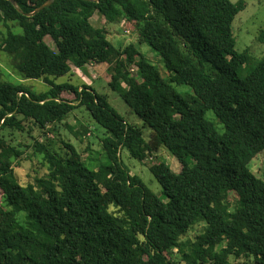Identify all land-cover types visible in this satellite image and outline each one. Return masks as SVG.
Listing matches in <instances>:
<instances>
[{
  "label": "trees",
  "instance_id": "1",
  "mask_svg": "<svg viewBox=\"0 0 264 264\" xmlns=\"http://www.w3.org/2000/svg\"><path fill=\"white\" fill-rule=\"evenodd\" d=\"M13 1L0 0V21L15 22L22 33L8 28L0 48L23 78L50 87L37 92L0 70V264H231V257L264 264V178L250 169L264 150V55L253 60L235 47L232 24L245 1L54 0L33 15L48 0ZM95 13L134 24L168 77L134 43L113 44L91 23ZM70 63L107 64L109 84H126L122 96L149 135L91 85L49 79L74 75ZM81 106L111 135L95 169L60 132ZM28 122L43 137L31 148L47 172L20 184L13 166L23 151L4 131H24ZM123 148L148 165L163 199L125 167ZM161 148L180 172L147 161ZM198 223L194 239L182 240Z\"/></svg>",
  "mask_w": 264,
  "mask_h": 264
},
{
  "label": "rangeland",
  "instance_id": "2",
  "mask_svg": "<svg viewBox=\"0 0 264 264\" xmlns=\"http://www.w3.org/2000/svg\"><path fill=\"white\" fill-rule=\"evenodd\" d=\"M230 1L236 2L237 0ZM244 1L245 8L237 14L232 24L233 34L236 37L235 47L238 51L248 49L252 59L256 60L264 55V41L260 40L261 32L264 30V0ZM92 23L96 27H104L108 39L118 47L123 48L130 43H134L151 62L159 66L162 76L168 77L165 69L162 67L160 56L146 43H139L137 30L134 27V24L127 22L124 18L110 22L98 13L95 14ZM8 28L15 33H22L21 27L15 22H8L7 25H5L0 21V42L2 37L6 35ZM45 41L51 47H54L49 36L45 37ZM70 66L75 69V66L72 63H70ZM78 69L79 70H75L77 73L73 72L74 75L72 76L65 75L56 78L51 76L49 79L55 83L70 82L75 85H91L98 92L108 95L112 106L127 122L142 126L145 137L149 135L151 131L149 126L145 125L135 114L129 111L128 105L122 96L124 91L123 88H126V84L120 82L121 86L115 84L114 87L109 84L111 80L107 64H88L86 68ZM0 70L3 71L4 78L12 82H22L24 85L37 92L47 90L50 87V84L42 78H23L16 68V62L1 48ZM241 74H243V72H241ZM173 87L182 95L192 93L190 87L186 85L173 84ZM205 117L214 124L219 132L222 131V125L217 122L211 111H207ZM64 123L68 124L69 127L64 124L60 126L62 138L64 141L69 142L75 147L80 153L83 161L86 163V166L95 169L105 162L101 143L111 135L105 128L90 117L88 111L84 107L81 106L75 109L64 120ZM27 125L28 126L24 131H4V136L8 142L23 151L22 158L16 161L13 166L15 177L20 184H26L32 181L35 176H41L47 172V166L44 164L42 158L39 155H33L31 148L35 139L42 140L43 137L40 135L39 130L33 127L30 122H28ZM30 127L32 128L30 129ZM84 127L88 130L85 134H83ZM58 145L61 146V143L56 141L54 146L57 147ZM120 157L131 174L140 176L145 185L154 194L161 199L164 198L161 193V187L154 175L150 172L147 164L141 163L131 157L125 148L120 150ZM147 161H165L175 173L181 171L180 163L163 148L156 153L150 154ZM250 169L256 176L264 178V150L252 159ZM230 197L232 202H235V196L231 194ZM17 217H20V215H17ZM202 227V223L194 225L186 235L182 237V240H193L202 230ZM230 262L231 264H252V259L246 257H241L239 259L231 257Z\"/></svg>",
  "mask_w": 264,
  "mask_h": 264
},
{
  "label": "water",
  "instance_id": "3",
  "mask_svg": "<svg viewBox=\"0 0 264 264\" xmlns=\"http://www.w3.org/2000/svg\"><path fill=\"white\" fill-rule=\"evenodd\" d=\"M13 3L14 1L11 0ZM54 0H48L46 1L45 3H43L42 5H40L39 7H37L34 11H32L31 13H28V15H33L35 14L36 12H38L39 10H41L42 8H44L45 6H48L50 5Z\"/></svg>",
  "mask_w": 264,
  "mask_h": 264
},
{
  "label": "built area",
  "instance_id": "4",
  "mask_svg": "<svg viewBox=\"0 0 264 264\" xmlns=\"http://www.w3.org/2000/svg\"><path fill=\"white\" fill-rule=\"evenodd\" d=\"M129 69L131 72L135 73L137 71V66L135 64H132Z\"/></svg>",
  "mask_w": 264,
  "mask_h": 264
},
{
  "label": "crops",
  "instance_id": "5",
  "mask_svg": "<svg viewBox=\"0 0 264 264\" xmlns=\"http://www.w3.org/2000/svg\"><path fill=\"white\" fill-rule=\"evenodd\" d=\"M96 14V13H95ZM95 14L93 15V17L91 18V23H92V20H93V18H94V16H95ZM93 24V23H92ZM87 66H85V68H86ZM75 70H79L77 67H75V69H73L72 68V71L75 73L76 71ZM77 73V72H76Z\"/></svg>",
  "mask_w": 264,
  "mask_h": 264
}]
</instances>
